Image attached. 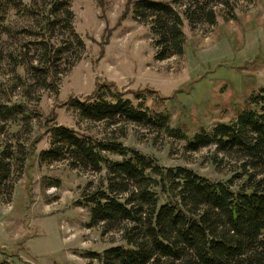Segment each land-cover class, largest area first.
Listing matches in <instances>:
<instances>
[{
	"label": "rangeland",
	"instance_id": "obj_1",
	"mask_svg": "<svg viewBox=\"0 0 264 264\" xmlns=\"http://www.w3.org/2000/svg\"><path fill=\"white\" fill-rule=\"evenodd\" d=\"M209 1L215 22L203 18L190 26L183 18V52L157 59L147 22L132 16L127 0H71L77 35L57 30L58 37L71 40L56 66L57 92L38 84L28 67V55L37 51L33 40L39 37L40 8L32 14L13 7L0 12V102H25L40 113L38 119L0 118V147L10 144L20 157L12 161L10 192L0 183V249L10 264H101L82 253L119 242L117 232L86 226L88 208L75 203L100 173L71 167L66 159L39 160L38 151L47 145L45 117L52 116L48 124L113 136L164 165L183 164L223 179L236 170L235 158L214 154L213 146L187 150L183 140L144 125L82 119L66 103L109 79L128 95L141 87L155 89L146 101L189 133L231 119L248 93L264 84V0ZM10 54L23 59L24 71Z\"/></svg>",
	"mask_w": 264,
	"mask_h": 264
},
{
	"label": "trees",
	"instance_id": "obj_2",
	"mask_svg": "<svg viewBox=\"0 0 264 264\" xmlns=\"http://www.w3.org/2000/svg\"><path fill=\"white\" fill-rule=\"evenodd\" d=\"M70 1L0 0L2 14L10 7L30 14L40 8L39 37L33 40L37 51L28 55L27 62L38 84L52 92L58 91L56 66L71 44L70 37H58L57 30L77 35ZM209 2L127 0V7L133 17L147 22L158 47L155 57L162 59L183 52V18L190 26L203 18L215 22L216 11L208 7ZM10 56L24 71L23 59ZM116 84L99 81L92 92L70 96L67 106L82 119L106 125L128 121L162 131L183 140L187 150L213 146L214 154L235 158L236 170L223 179L183 164L164 165L154 155L113 136H98L59 122L48 124L52 116L45 117L47 145L38 151L39 160L66 159L71 167L100 173L96 183H86L75 203L88 208L86 226L119 234V242L82 254L101 264H264V84L248 93L231 119L191 133L172 125L167 111L146 101L155 89L141 87L128 95ZM17 114L40 117L25 102H0L1 119L15 121ZM25 155L24 151L23 160ZM18 158L14 146L0 147V183L9 192L12 161ZM0 264H10L1 249Z\"/></svg>",
	"mask_w": 264,
	"mask_h": 264
}]
</instances>
